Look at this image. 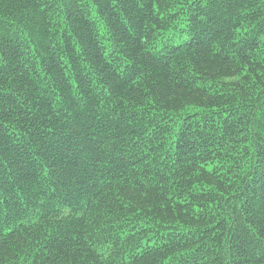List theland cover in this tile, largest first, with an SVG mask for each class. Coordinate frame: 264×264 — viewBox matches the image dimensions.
<instances>
[{
	"label": "trees",
	"instance_id": "16d2710c",
	"mask_svg": "<svg viewBox=\"0 0 264 264\" xmlns=\"http://www.w3.org/2000/svg\"><path fill=\"white\" fill-rule=\"evenodd\" d=\"M0 264H264V0H0Z\"/></svg>",
	"mask_w": 264,
	"mask_h": 264
}]
</instances>
